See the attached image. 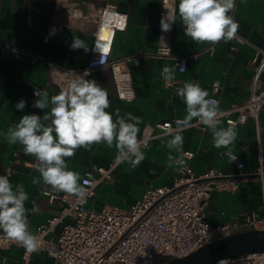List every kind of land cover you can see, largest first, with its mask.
I'll return each mask as SVG.
<instances>
[{"label":"crops","instance_id":"obj_1","mask_svg":"<svg viewBox=\"0 0 264 264\" xmlns=\"http://www.w3.org/2000/svg\"><path fill=\"white\" fill-rule=\"evenodd\" d=\"M107 4L127 15L128 23L124 30L115 33L110 59L135 57L127 60L125 66L132 73L135 97L131 101L120 99L116 94L113 74L110 68L103 67L89 71L87 79L96 82L109 93L108 112L115 119V110L121 115L131 112L142 118L139 125L140 137L147 123L172 120L185 117L186 106L176 95V89L186 81H198L201 87L213 94L212 84L219 82L217 96L220 107L232 102L244 100L249 93L253 73L252 59L257 49H264V0H236L234 18L238 23V33L243 39L223 40L214 44L210 53V43L193 42L184 32L179 16L171 31L162 32V0H0V133L18 123L24 114L43 116L44 112L32 107L38 97L35 90H47L49 95L58 94L57 87L48 84L50 63L66 70H78L85 67L91 57L99 9ZM77 7L80 14L69 16L60 21L51 40L45 41L48 25L52 22L57 6ZM85 40L89 45L86 53L83 49L71 50L73 37ZM236 43L237 50L231 45ZM161 46L169 48L168 55L158 52ZM36 59H33L34 56ZM185 56L186 71L176 67V58ZM165 66L175 68V79L166 82L162 76ZM264 83V72L262 74ZM26 101L25 109L18 111L16 103ZM260 131L257 133L253 119L246 123L233 125L237 132L236 141L230 145L231 152L238 155L244 163L247 173L236 191H218L211 193L204 208L205 219L212 223L231 220L246 221L251 213L264 214V178L257 174L261 166L264 170V114L259 116ZM221 126L228 127L225 121ZM183 151H190V158L184 157L196 173H202L211 167L224 173L237 172V162L232 161L225 148H215L212 133L187 128L183 133ZM172 136H159L151 140L146 148L145 159L132 170L127 162L120 163L112 172V179L99 184L95 195L87 202V208L100 210L107 205L123 206L125 209L138 200L145 189L151 185H172L179 171L168 167L170 150L167 141ZM261 150L262 157H259ZM115 146L93 145L91 151L84 148L76 150L74 157L66 158L69 169L80 173L81 178L87 169L96 171L99 166H107L116 157ZM175 155V152H172ZM37 161L31 155H25L22 146L10 145L6 137L0 135V170L9 173L13 185L22 184L29 195L26 202L30 231L36 233L38 225L60 212L57 203H51L44 193L51 190L43 183L34 185L33 177L39 178L35 169ZM33 201L35 208L33 210ZM72 219L66 217L49 234L57 237L66 223ZM0 264H23V248L9 244L0 249ZM28 264H54V258L45 250L35 251Z\"/></svg>","mask_w":264,"mask_h":264},{"label":"built area","instance_id":"obj_2","mask_svg":"<svg viewBox=\"0 0 264 264\" xmlns=\"http://www.w3.org/2000/svg\"><path fill=\"white\" fill-rule=\"evenodd\" d=\"M177 3L179 0H162V15H165L167 11H174ZM234 12L235 8L229 14L234 17ZM78 14L80 12L77 7L57 6L44 40H51L50 33L53 29H57L62 19ZM96 22V27L91 33L94 42L87 65L72 71L50 63L48 84L57 87L60 91L72 78L71 73L82 75L86 69L91 71L108 67L113 74L117 96L131 101L135 97L132 73L125 64L127 60L135 57L110 59L115 33L126 28L127 15L119 11L114 4H107L98 10ZM104 27L108 30L107 35L101 33ZM233 40L243 41L238 30ZM95 45L99 46V51L94 50ZM209 50L213 53L214 44L210 45ZM231 50H237L236 43L231 45ZM158 52L168 55L170 50L166 46H161ZM36 58L35 55L33 59ZM175 64L186 68L185 56L177 57ZM252 64L254 70L250 89L244 100L232 102L224 108L220 107L217 96L220 87L218 81L213 82V94L209 98L219 102L222 115L218 118L221 121L229 125H238L253 119L259 133L261 128L259 116L261 113L264 114L262 80L264 49H257ZM181 120L183 117L154 125L147 123L139 139L148 144L156 137L168 135L164 125L170 124L175 129L177 121ZM189 128L201 131L207 129L196 119L191 122ZM184 153L187 154L185 157L192 156L190 151ZM231 155L237 156V172L227 174L218 168L211 167L202 173H196L189 164H186V167L179 171V176L172 185H149L128 210H123L117 205H107L100 210L87 208V202L95 195L97 186L110 181L113 170L122 162H118L115 157L109 165L99 166L95 172L87 169L81 178V181L88 180V184L84 185L87 192L83 200L65 193L55 194L51 190L44 192L49 202L60 206V212L38 225L35 234L39 239V249L45 250L52 256L54 264H166L170 259L187 255L219 237L248 229H264V214L259 216L255 212L251 213L244 222L231 220L212 224L205 219L204 208L211 193L215 190L236 191L241 179L247 174L244 171V163L238 160V155L233 152ZM259 157L260 159L262 157L261 150H259ZM89 173L91 175H88ZM257 174L263 180L264 170L261 166ZM0 175L8 176L9 173L0 170ZM66 217L71 218L72 222L66 223L57 237L49 236L57 224ZM9 244L23 248V264H28L34 252H27L23 246L9 240L0 230V249ZM214 264H264V252L222 258Z\"/></svg>","mask_w":264,"mask_h":264},{"label":"clouds","instance_id":"obj_3","mask_svg":"<svg viewBox=\"0 0 264 264\" xmlns=\"http://www.w3.org/2000/svg\"><path fill=\"white\" fill-rule=\"evenodd\" d=\"M235 6L236 0H179L178 16L185 35L193 42L215 44L223 40L227 43L238 30V23L229 14ZM176 21L177 11H167L160 19L161 31H171ZM55 31L53 29L50 34ZM70 48L89 51L88 43L76 36ZM94 50L99 51V46L95 45ZM176 67L181 72L186 71L184 66ZM71 76L58 94L50 96L47 90L35 91L38 99L32 107L46 109L43 116L24 114L18 123L0 135H4L10 145L19 143L25 155L35 157L39 178L33 177L34 185L43 183L55 192L83 200L87 192L84 185L88 180L81 181L80 173L69 169L66 158L74 157L79 148L91 151L93 145L105 144L109 148L115 146L118 162H127L135 170L145 159L142 149L147 144L138 138L139 125L143 122L141 117L131 112L121 115L117 108L114 119L107 111L111 106L108 91L95 79H87L90 72L86 69L82 75L71 73ZM162 76L166 82H172L175 68L165 66ZM176 95L185 104L186 115L177 121L175 129L170 124L164 125L167 134L172 136L166 145L170 150L168 167L175 165L176 171L186 167L182 133L191 127L194 119L211 131L213 146L228 149L231 160L236 161L237 156L231 155L230 145L236 141L237 132L231 124L221 126L219 102L209 98L208 91L198 81L184 82L176 89ZM25 105L26 101L21 99L15 107L23 111ZM28 200L29 195L22 184L13 185L7 175H0V230L27 252H35L40 243L38 236L30 231L29 210L25 206ZM33 210H36L35 201Z\"/></svg>","mask_w":264,"mask_h":264},{"label":"water","instance_id":"obj_4","mask_svg":"<svg viewBox=\"0 0 264 264\" xmlns=\"http://www.w3.org/2000/svg\"><path fill=\"white\" fill-rule=\"evenodd\" d=\"M256 252H264V229H248L219 237L187 255L170 259L166 264H214L222 258Z\"/></svg>","mask_w":264,"mask_h":264},{"label":"bare ground","instance_id":"obj_5","mask_svg":"<svg viewBox=\"0 0 264 264\" xmlns=\"http://www.w3.org/2000/svg\"><path fill=\"white\" fill-rule=\"evenodd\" d=\"M101 33H102V35H107L108 34L107 28H105V27L102 28Z\"/></svg>","mask_w":264,"mask_h":264},{"label":"rangeland","instance_id":"obj_6","mask_svg":"<svg viewBox=\"0 0 264 264\" xmlns=\"http://www.w3.org/2000/svg\"><path fill=\"white\" fill-rule=\"evenodd\" d=\"M119 207H120L121 209H123V210H128V209H129V208H128V209H125L123 206H119Z\"/></svg>","mask_w":264,"mask_h":264}]
</instances>
